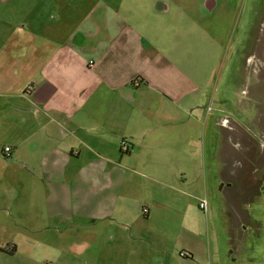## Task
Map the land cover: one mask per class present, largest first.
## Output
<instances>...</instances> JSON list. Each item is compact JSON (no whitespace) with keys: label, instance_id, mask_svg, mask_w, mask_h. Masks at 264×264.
I'll use <instances>...</instances> for the list:
<instances>
[{"label":"crops","instance_id":"1","mask_svg":"<svg viewBox=\"0 0 264 264\" xmlns=\"http://www.w3.org/2000/svg\"><path fill=\"white\" fill-rule=\"evenodd\" d=\"M44 1L33 7V0H0V164L11 178L27 183L24 195L11 193L0 212L14 219L42 218L47 229L69 233L77 245L81 237L95 261L106 264L119 229L113 222L142 241V235H132L131 210L136 207L146 219L157 212L175 214L171 196L154 199L150 190L149 203L131 199V176L153 187L171 186L178 174L170 160H188L191 166L199 151L194 135L199 142L197 133L209 116L196 105L198 97L189 98L202 87L150 40L127 35L117 12L106 5L92 8L56 46L46 30L57 31L61 10L72 3ZM154 6L156 14L169 13L166 6ZM203 7L212 11L215 3ZM20 73L24 77L18 80ZM223 102L228 108L217 111L214 125L238 150L228 171L234 175L243 151L260 149L257 102ZM121 140L129 143L127 154L120 152ZM5 147L11 149L9 159L2 156ZM227 179L221 176L224 185Z\"/></svg>","mask_w":264,"mask_h":264},{"label":"rangeland","instance_id":"2","mask_svg":"<svg viewBox=\"0 0 264 264\" xmlns=\"http://www.w3.org/2000/svg\"><path fill=\"white\" fill-rule=\"evenodd\" d=\"M66 1L72 6L61 10L57 31L46 30L47 36L58 42L56 46L72 36L89 10L106 5L123 19L129 28L127 35L150 40L202 87L203 92H193L189 98L198 97L196 105L204 106L209 116L208 125L197 133L199 142L194 135L193 148L199 151L193 155L191 166L188 160H170L169 166L178 174L171 186L153 187L142 177L131 176V199L149 203L151 198L146 194L150 190L154 199L171 196L175 214L167 217L157 212L146 219L136 207L131 210L132 235H142V241L123 233L113 222L119 229L111 248H107L106 264H264V195L250 190L252 183L248 181L244 186L245 193L250 191L247 196L230 201V189L221 176L229 174L238 150L214 125L217 111L228 108L224 100L236 103L252 98L257 102L258 131L263 132L260 137L264 134V0ZM206 1L215 3L212 11L203 7ZM154 5L168 7L169 13H154ZM33 42H37L35 38ZM16 77L19 80L24 75ZM255 157V165L264 166V152ZM8 171L0 164V205L8 202L14 191L24 195L27 190L26 180L11 178ZM181 173L185 177L179 181ZM199 199L206 200V212L198 209ZM235 207L242 216H248L246 221L236 219V225L248 227L242 232L232 223L231 210ZM45 221L25 216L14 219L0 212V264H100L81 237L76 239L80 241L77 245L69 233L60 235L47 229Z\"/></svg>","mask_w":264,"mask_h":264},{"label":"flooded vegetation","instance_id":"3","mask_svg":"<svg viewBox=\"0 0 264 264\" xmlns=\"http://www.w3.org/2000/svg\"><path fill=\"white\" fill-rule=\"evenodd\" d=\"M258 111V108H257ZM226 124L228 123L227 121L225 122ZM225 125V124H224ZM263 132L261 130H257L256 133V137L257 140H260L259 143H257V145L260 147V149L254 154H252V149L248 155V153L246 151H243V156L242 158L238 159V168H240L239 171L236 172V174L232 175L231 173L228 174L229 182H226L225 184L227 185V187L230 189L231 195L229 197L230 201L235 199H239V198H245L247 196L248 193L244 192V186L247 184L248 181H251V186H250V190H252L253 192H255L256 195H264V166L260 165L259 167H257L255 164L257 163V157H255L256 154H262L264 152V143L261 142V139L264 138V134L261 136ZM250 171H251V175H250ZM252 176H254L252 178ZM236 187V188H235ZM231 214H232V223L234 226L237 227V230L242 232L244 230H246L248 227L246 225H244L242 222V224L236 225L237 224V220L236 219H241L242 221H246L248 219L247 215H243L241 214V211L239 210V208L235 207V210H231ZM232 236V234H231ZM234 236V235H233Z\"/></svg>","mask_w":264,"mask_h":264},{"label":"built area","instance_id":"4","mask_svg":"<svg viewBox=\"0 0 264 264\" xmlns=\"http://www.w3.org/2000/svg\"><path fill=\"white\" fill-rule=\"evenodd\" d=\"M134 84H135V86H137L138 84H140L139 79H136L134 81ZM119 149H120V152L122 154H127L130 151V146H129L128 141L127 140H121L119 142ZM2 156L5 159H9L11 157V149L9 147L3 148L2 149ZM198 207H199L200 210H202L203 212H205L206 209H207L206 200L205 199L199 200Z\"/></svg>","mask_w":264,"mask_h":264},{"label":"trees","instance_id":"5","mask_svg":"<svg viewBox=\"0 0 264 264\" xmlns=\"http://www.w3.org/2000/svg\"><path fill=\"white\" fill-rule=\"evenodd\" d=\"M14 251V250H13Z\"/></svg>","mask_w":264,"mask_h":264}]
</instances>
